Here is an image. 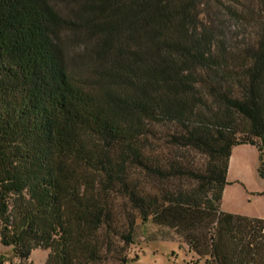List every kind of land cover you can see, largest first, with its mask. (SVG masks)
<instances>
[{"label": "trees", "instance_id": "obj_1", "mask_svg": "<svg viewBox=\"0 0 264 264\" xmlns=\"http://www.w3.org/2000/svg\"><path fill=\"white\" fill-rule=\"evenodd\" d=\"M242 144L263 174L264 0H0V241L21 259L126 264L153 225L195 264H264V219L221 209Z\"/></svg>", "mask_w": 264, "mask_h": 264}, {"label": "rangeland", "instance_id": "obj_2", "mask_svg": "<svg viewBox=\"0 0 264 264\" xmlns=\"http://www.w3.org/2000/svg\"><path fill=\"white\" fill-rule=\"evenodd\" d=\"M71 33L63 34V42L67 56L79 48L81 41L68 37ZM158 133L163 135L166 126L158 127ZM180 156L184 155L194 164L203 162L204 156L192 151L178 150ZM232 158L227 172V185L223 191L221 209L250 217L264 219V172L260 173L259 152L250 144L233 147ZM140 182L149 188L156 189V183L137 170L132 171ZM117 212L122 216L126 214L129 206L118 197L114 200ZM137 238L134 244L128 245L123 251L129 258L126 264H195L196 255L189 252L187 245L181 238L166 228H157L148 225L137 227ZM117 244L118 239L113 237ZM48 249L35 248L27 259L17 256L10 245L0 241V264H44ZM108 264L113 263L108 260ZM197 264V263H196ZM201 264V263H200Z\"/></svg>", "mask_w": 264, "mask_h": 264}, {"label": "crops", "instance_id": "obj_3", "mask_svg": "<svg viewBox=\"0 0 264 264\" xmlns=\"http://www.w3.org/2000/svg\"><path fill=\"white\" fill-rule=\"evenodd\" d=\"M231 158H232V154H231V157H230V162H231ZM230 162H229V163H230ZM229 165H230V164H229ZM228 170H229V167H228Z\"/></svg>", "mask_w": 264, "mask_h": 264}]
</instances>
